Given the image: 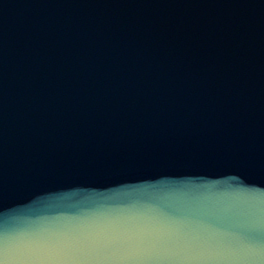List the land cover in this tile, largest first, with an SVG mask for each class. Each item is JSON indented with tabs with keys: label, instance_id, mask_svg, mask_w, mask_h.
<instances>
[{
	"label": "water",
	"instance_id": "water-1",
	"mask_svg": "<svg viewBox=\"0 0 264 264\" xmlns=\"http://www.w3.org/2000/svg\"><path fill=\"white\" fill-rule=\"evenodd\" d=\"M262 250L264 0H0L5 264Z\"/></svg>",
	"mask_w": 264,
	"mask_h": 264
},
{
	"label": "snow or ice",
	"instance_id": "snow-or-ice-1",
	"mask_svg": "<svg viewBox=\"0 0 264 264\" xmlns=\"http://www.w3.org/2000/svg\"><path fill=\"white\" fill-rule=\"evenodd\" d=\"M38 259H72V257H59V256H49V257H36ZM0 264H5V262L0 259ZM248 264H264V250L258 251L255 255L248 258Z\"/></svg>",
	"mask_w": 264,
	"mask_h": 264
}]
</instances>
